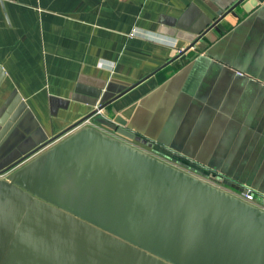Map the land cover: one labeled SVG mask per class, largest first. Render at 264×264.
<instances>
[{
    "label": "crops",
    "instance_id": "obj_1",
    "mask_svg": "<svg viewBox=\"0 0 264 264\" xmlns=\"http://www.w3.org/2000/svg\"><path fill=\"white\" fill-rule=\"evenodd\" d=\"M237 1L0 0V172L78 122L151 154L150 124L264 194V1L199 35ZM115 96L103 114L137 121L132 140L85 121Z\"/></svg>",
    "mask_w": 264,
    "mask_h": 264
},
{
    "label": "water",
    "instance_id": "obj_2",
    "mask_svg": "<svg viewBox=\"0 0 264 264\" xmlns=\"http://www.w3.org/2000/svg\"><path fill=\"white\" fill-rule=\"evenodd\" d=\"M263 1H237L200 38L238 5ZM96 112L87 118L136 137L123 116ZM81 123L0 172V264H264V211L224 189L243 187L161 143L155 154L205 180ZM216 176L223 188L206 180Z\"/></svg>",
    "mask_w": 264,
    "mask_h": 264
},
{
    "label": "rangeland",
    "instance_id": "obj_3",
    "mask_svg": "<svg viewBox=\"0 0 264 264\" xmlns=\"http://www.w3.org/2000/svg\"><path fill=\"white\" fill-rule=\"evenodd\" d=\"M154 121V119L153 120H151V122H153ZM137 125V121H134L132 124H131V126L132 127H135ZM149 125L150 124H145L144 126H146V127H148V128H146V127H144L143 128V130L145 131V132H147V133H149L150 134V136L151 137H153V138H157V139H160V140H162V141H164V143L165 144H167V148H169V149H171V150H174L175 151V153H177L178 155H180V156H182L180 153H187V158L188 157H190L189 159H192V158H198V159H201L202 161H204L207 165H208V168L211 170L212 168H217V169H220L221 171H223V156H215L214 158H212V160L209 158V157H207V156H205V155H197V151H191V152H188L187 150H183L182 148H179L177 145H178V142H176V143H173V140H172V137H171V135L169 134V133H163L164 132V129L162 128V130H161V134L160 133H155L154 131H153V129L152 128H150L149 127ZM138 127V126H137ZM160 135V136H157V135ZM134 147H136V148H138V149H140V150H142V151H145V152H148L149 153V151H146L145 149H142V148H140V147H137V146H134ZM173 151V152H174ZM151 155H153V156H155L156 158H159V159H161V160H163L165 163H167V164H170V165H172V166H174L175 168H177V169H180V170H182V171H184V172H186V173H188V174H190V175H192V176H194V177H197V178H200V179H204L205 180V177L204 176H202V175H200V174H196V173H194L193 171H190L189 169H187V168H184V167H182V166H179V165H176L175 163H173L172 161H170V160H167V159H165V158H162L161 156H159V155H157V154H155V153H151ZM217 155V154H216ZM185 157V156H184ZM212 157V156H211ZM215 162V166L216 167H213V163ZM221 173V172H220ZM6 178H7V176H6ZM213 179L215 180V182H217L218 184H221V177L220 176H216V177H213Z\"/></svg>",
    "mask_w": 264,
    "mask_h": 264
},
{
    "label": "built area",
    "instance_id": "obj_4",
    "mask_svg": "<svg viewBox=\"0 0 264 264\" xmlns=\"http://www.w3.org/2000/svg\"><path fill=\"white\" fill-rule=\"evenodd\" d=\"M100 105H101V101H98L95 106V109H97L96 112L97 114H103V109H99ZM91 119L93 120V118L91 117V118H87L85 121L91 122ZM206 180L215 186L223 188V184H218L217 182H215L213 178H206ZM243 188H244L243 190H236L230 188H224V189L234 194L236 197L243 200L244 202L264 211V194L249 187H243Z\"/></svg>",
    "mask_w": 264,
    "mask_h": 264
},
{
    "label": "flooded vegetation",
    "instance_id": "obj_5",
    "mask_svg": "<svg viewBox=\"0 0 264 264\" xmlns=\"http://www.w3.org/2000/svg\"><path fill=\"white\" fill-rule=\"evenodd\" d=\"M191 171V170H190ZM195 173V172H194Z\"/></svg>",
    "mask_w": 264,
    "mask_h": 264
}]
</instances>
